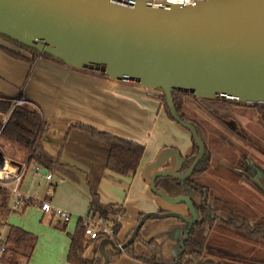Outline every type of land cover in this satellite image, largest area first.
Returning <instances> with one entry per match:
<instances>
[{"label": "crops", "instance_id": "crops-1", "mask_svg": "<svg viewBox=\"0 0 264 264\" xmlns=\"http://www.w3.org/2000/svg\"><path fill=\"white\" fill-rule=\"evenodd\" d=\"M8 49L21 52L24 57L12 56L7 52ZM31 56L28 51L0 37V94L10 98L23 94L31 102L30 106L40 111L47 126L39 143L49 156H60L61 162L68 166L75 179L57 170L50 171L52 177L47 179L44 171L39 173L34 170L38 163L28 161V152L25 149L1 137L0 160L3 157L4 162L14 166L19 165L13 161L19 164L23 161L28 163L21 190L36 200H50L53 204L69 210L73 216L88 214L91 197L86 174L94 166L102 168L106 151L104 146L83 132L71 128L74 123H83L138 142L145 147L136 172L123 175L103 168L99 179L100 201L120 203L126 208V214L121 220L119 218L122 225L117 233L119 241L125 239L135 226L139 213L172 210L188 215L190 210L186 205L168 203L150 188V179L154 172L160 169L180 171L185 157L193 150L191 132L167 114L158 98L159 93L138 83L89 72L43 56L30 61ZM194 108L200 109L197 105ZM233 109L245 112L246 108L238 105ZM8 115L9 112H0V119L5 121ZM218 127L216 125L215 131L219 130ZM213 130L208 128V136H213ZM233 130L237 132V129ZM221 131L227 137H232L224 129ZM221 131H218L219 134ZM219 134L215 133L217 138H225ZM212 163L206 171L196 176L197 181L209 187L210 202L220 205L222 216H241L242 213L233 207V192L225 185L233 183L228 180V173H233L232 170L241 172L239 163L230 160ZM255 169L252 172L255 174L252 184L253 181L259 184V180L264 182V171L259 167ZM204 175L211 176V185L200 181ZM243 176L239 177V183L249 182L250 177ZM259 186L263 189L261 184ZM215 187L220 191L218 195L214 191ZM4 189L8 196L3 209L0 194V257L3 251L1 247L5 249L1 240L7 233L8 225H15L37 237L27 264H72L67 255L77 221L72 224L64 223L44 212L34 202L26 204L22 211L12 210L13 196L8 188ZM245 209L248 210L249 207L246 205ZM214 228L215 226L212 230ZM101 242L102 238L90 245L98 244L104 264H144L125 254L114 262H107L100 250ZM112 245L111 241L104 242L102 248L107 252ZM92 253L88 255L86 250V256L92 257ZM0 264H3L1 260Z\"/></svg>", "mask_w": 264, "mask_h": 264}, {"label": "water", "instance_id": "water-1", "mask_svg": "<svg viewBox=\"0 0 264 264\" xmlns=\"http://www.w3.org/2000/svg\"><path fill=\"white\" fill-rule=\"evenodd\" d=\"M0 35L73 67L162 90L175 121L197 142L186 171L160 169L150 179L155 194L168 203L184 201L193 218L172 210L146 212L126 242L106 241L118 250L150 216L188 224L199 217L188 195L167 196L155 184L160 175L188 178L206 152L196 127L178 114L172 92L264 104V0L169 6L147 0H0Z\"/></svg>", "mask_w": 264, "mask_h": 264}, {"label": "trees", "instance_id": "trees-1", "mask_svg": "<svg viewBox=\"0 0 264 264\" xmlns=\"http://www.w3.org/2000/svg\"><path fill=\"white\" fill-rule=\"evenodd\" d=\"M0 37L31 53L32 56L30 61H34L38 56H43L63 62L46 53L41 54L38 50L25 46L3 35H0ZM7 52L15 57H24L21 52H16L10 49H8ZM87 71L98 73L91 70ZM160 91L162 94L158 95V98L160 99L161 104L164 106L167 114L175 120L167 104L165 94L162 90ZM172 96L178 114L184 120L192 123L196 127L206 145V152L197 164L193 174L188 178L179 179L173 176L160 175L156 179L155 184L156 187L162 190L167 196L188 195L197 209L199 217L193 224H188L179 217L165 221L164 218L154 215L150 216L141 226L135 239L126 245V247L118 250L112 245L107 249V262H114L121 255L125 254L144 264H220L218 261L204 256L208 240L207 233L215 226L217 221L234 226L237 230L244 231L252 238H261L264 240V221L251 222L246 217L224 218L219 211L220 205H215L210 202L211 195L209 187L196 180L198 174L203 173L211 166L212 154L207 141L208 122L205 120L200 121L196 118V113L198 112H192L193 110L189 106L192 102L187 100V97L204 100L207 102L206 104L213 106V108H204L205 113H207L206 115L211 116L212 118H220L221 111L226 112L228 110L227 105L235 104L256 109V111H253L251 114L259 113L260 117L264 120V104L245 103L234 99L203 97L180 90L173 91ZM220 104H222L223 107H226L219 108L221 107ZM192 107H194V105ZM0 112H9L5 121L0 119V135L2 138L12 141L19 148L25 149L29 152V162H36L48 171L57 170L75 179L68 166L61 162L60 156L57 158L49 156L39 143L47 124L37 108L28 105L11 108V98L0 94ZM71 128L83 132L84 135L89 136V138L105 148L106 152L102 168L94 166L86 174V182L89 186L91 197L88 214L91 216L104 217L108 222H112L113 234L111 237L116 245L122 244L132 236L136 224L145 213H139L137 215L135 226L128 232L124 241H119L117 239V233L121 230L122 225L120 222H117L115 218L110 217L124 216L126 214V208L120 203H102L100 201L98 183L103 168H109L123 175L136 172L145 147L138 142L128 140L107 131L99 130L83 123H74L71 125ZM213 129L215 131V126ZM192 140L193 150L190 155L185 157L180 170L181 172H184L189 168L198 153L199 146L193 137ZM189 191L190 193H188ZM0 194H2L1 208L4 209L8 192L6 189L0 188ZM177 203L185 204L182 200ZM160 212L164 213L167 212V210H160ZM187 216L193 218L190 211ZM162 222L166 223L167 229H170L178 222L185 224L179 250L170 261H165L163 258L162 250L166 243L164 244V238L162 237L164 235L159 234V231L163 228L161 225ZM85 228L86 224L82 218L79 217L76 229L71 234V244L67 255L68 261L72 264H104V258L99 252L98 244L93 249L92 257L86 256V250L90 243L100 241L103 235L100 234L96 238H90L86 234ZM36 240L37 237L33 233L19 226L8 225L7 233L4 239L1 240V243L5 245V249L2 251L0 257L1 262L3 264H27L34 250ZM21 257H23L24 260H21Z\"/></svg>", "mask_w": 264, "mask_h": 264}, {"label": "rangeland", "instance_id": "rangeland-1", "mask_svg": "<svg viewBox=\"0 0 264 264\" xmlns=\"http://www.w3.org/2000/svg\"><path fill=\"white\" fill-rule=\"evenodd\" d=\"M156 92L159 93V95L162 94L160 90H156ZM187 98V100L192 102L189 105L193 110L192 112H198L196 113V118L200 121L205 120L208 122V128H213L218 125V129L220 131L221 129H224L228 136L232 134V137L229 138L221 131L220 133L224 135L223 137H225L221 139L217 138L215 135V133L219 134V130H216L217 132L213 130L211 132L213 136H208L207 141L212 154V162H214V164L220 161L230 160L237 162L240 165L241 170H238L241 172L232 170L233 173H228V180L233 183L225 184L228 188H230V191L233 192L232 195L235 197L233 199V207L236 208V211L242 213L239 217H246L251 222L264 221V182L259 180V184L263 186V189L254 181L252 184V177L255 175L252 174V172L256 170L255 168L259 167L262 172L264 171V120L260 117L259 113L254 115L251 114L253 111H256V109L252 107H245V112L244 110L237 111L236 109H233L234 106H238L235 104L227 105L228 110L226 112L221 111L220 113L222 117L212 118L211 116L206 115L207 113H205L204 108H213V106L206 104L207 102L198 98ZM27 104L25 103L24 105ZM28 105L30 106V104ZM193 105L199 106L200 109L195 110V108L192 107ZM220 105L221 107L219 108L226 107H223L222 104ZM11 108L13 107L11 106ZM243 113L245 115H242ZM225 119L232 123L228 125ZM233 127L239 129V132H234L235 130H233ZM241 175H244L246 178L250 177L248 178L249 182L242 181L239 183L238 180ZM202 178V180L200 178L202 183L203 181L207 185H211V183H213L210 175H204ZM214 189L215 193L218 195L220 192L219 189L216 187ZM236 197L238 199H236ZM214 204L217 205L216 203ZM246 205L249 207L248 210L245 209ZM23 209L18 210V212ZM121 217L123 216L110 218H115V220L119 222V218L121 220ZM223 217L228 218L229 216L223 215ZM78 219L79 217L74 215L69 223L72 224L73 222H78ZM173 219H175V217L164 218L165 221ZM108 223L110 225L112 224V222ZM161 225L163 228H161L159 234L164 235L161 236L164 238V244L166 243L162 250L163 258L165 261H170L179 250L185 224L181 222L176 223L174 226L171 224L173 227L170 229H167L166 223L164 222H162ZM207 234L208 240L206 243V250L204 252V256L206 258L216 260L220 264H264V240L261 238H252L244 231L237 230L236 227L224 224L220 221H217L215 228L213 230H209ZM124 240L125 239L120 241ZM94 248L95 243L89 246L87 254L90 255ZM21 260H24V258L21 257Z\"/></svg>", "mask_w": 264, "mask_h": 264}, {"label": "built area", "instance_id": "built-area-1", "mask_svg": "<svg viewBox=\"0 0 264 264\" xmlns=\"http://www.w3.org/2000/svg\"><path fill=\"white\" fill-rule=\"evenodd\" d=\"M157 6H169L171 4L180 5H196L203 0H147ZM31 103L23 94L11 98V106H22L24 104ZM42 116V115H41ZM43 118V117H42ZM29 156V152H28ZM27 161H23L19 166L10 165L6 162L1 163L0 160V187L8 188L9 192L13 196V201L11 204V209L18 211L23 209V207L31 202L36 203L44 212L51 214L53 217L58 218L64 223H68L72 220L73 214L58 205L53 204L50 200L42 199L36 200L27 196L21 190V183L25 176L28 168ZM34 170L41 173L43 172L42 166L39 164L34 166ZM47 179H51L52 173L50 171L44 172ZM84 223L86 224L85 232L90 238H96L100 234L103 235L102 241L106 242L111 238L113 234V228L108 223V220L100 216H91L87 214L86 216H80ZM4 250V247H1Z\"/></svg>", "mask_w": 264, "mask_h": 264}, {"label": "flooded vegetation", "instance_id": "flooded-vegetation-1", "mask_svg": "<svg viewBox=\"0 0 264 264\" xmlns=\"http://www.w3.org/2000/svg\"><path fill=\"white\" fill-rule=\"evenodd\" d=\"M225 121L228 123V125L232 123V122H230L229 120H226V119H225ZM233 128H234V127H233ZM234 129H236V128H234ZM238 130H239V129H237V131H238ZM238 132H239V131H238ZM198 175H199V174H198ZM196 180H197V179H196ZM184 205H186V204H184ZM188 210H189V209H188Z\"/></svg>", "mask_w": 264, "mask_h": 264}]
</instances>
